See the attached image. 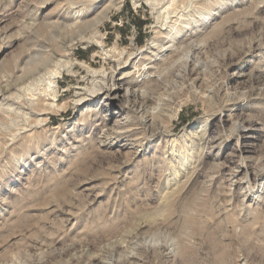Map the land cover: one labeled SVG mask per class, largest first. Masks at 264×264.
Returning a JSON list of instances; mask_svg holds the SVG:
<instances>
[{
    "label": "rangeland",
    "instance_id": "obj_1",
    "mask_svg": "<svg viewBox=\"0 0 264 264\" xmlns=\"http://www.w3.org/2000/svg\"><path fill=\"white\" fill-rule=\"evenodd\" d=\"M159 1L0 0V264H264V0Z\"/></svg>",
    "mask_w": 264,
    "mask_h": 264
},
{
    "label": "bare ground",
    "instance_id": "obj_2",
    "mask_svg": "<svg viewBox=\"0 0 264 264\" xmlns=\"http://www.w3.org/2000/svg\"><path fill=\"white\" fill-rule=\"evenodd\" d=\"M80 1V3H79ZM78 2L75 0H69L68 4L69 7H71L73 9V12L76 15H73V22L77 23L78 21L81 20L82 15H83V8H80V5H83L85 3H89L91 1L94 0H79ZM147 2L151 5L152 9L155 11L156 13V18L159 19L160 21V29L162 30H166L167 26V20H169V7L163 8L162 10L160 9V7H158L159 3L161 1L159 0H147ZM171 2V1H170ZM167 4V3H166ZM115 6V5H113ZM169 6V5H168ZM165 7V6H164ZM172 12V11H171ZM166 14V15H165ZM105 17V13H103V15L97 20H95V22H99L100 20H102ZM180 19V18H179ZM94 22V21H93ZM170 22V21H169ZM33 23V22H32ZM68 25H71L70 23H68ZM89 25V24H87ZM91 25V24H90ZM93 25V24H92ZM96 25V24H95ZM86 26V25H85ZM168 30L166 32H171V30L173 29V25H168ZM70 29H72L73 27H69ZM95 29V27H94ZM176 29V28H175ZM168 34V33H167ZM79 35L80 32H79ZM101 35V34H100ZM83 37V36H82ZM168 37V36H167ZM81 38V37H80ZM82 39V38H81ZM98 43H102L100 40H96ZM170 45L166 44V42L163 41H155V40H151L148 47H146L144 50H135L132 53H125L124 51H118L116 48L113 47L115 53L118 55V58L116 59L118 61L117 65L124 63L125 65L127 64L126 62L130 59V58H135L137 56H139V58H141L143 51L146 50V52H154V56L157 57L158 55H163L164 52L168 49H170ZM135 54V55H134ZM126 56V57H124ZM124 58L125 60H120ZM139 60V59H138ZM57 62V61H56ZM182 62L184 63V65L186 66L188 63L190 64V62L194 65L196 63V58H194L193 56V52L192 51H187L186 54H184V56L182 57ZM124 65V66H125ZM67 66L68 69H70V64H66L65 67ZM133 66L137 67L136 63H133ZM64 67V66H63ZM64 67V68H65ZM184 67V66H183ZM180 68V67H179ZM181 70V69H180ZM49 73V72H48ZM115 71L112 70L110 72H107L106 70H92L91 74L93 76V83H92V87H88L87 88V92L86 95L87 97H80L78 96V94L76 95L77 98L75 99L76 102H79L80 100H83L84 98H88L89 96H94L95 93L100 94V96L103 98L106 106L109 105L112 101H118L119 97H120V88H121V83L123 82L121 80L122 77H116L115 76ZM50 75L46 78L45 76H43L44 80H46V89L48 90V92L50 93V95L52 94L51 97H55V93H56V87H57V78L61 76V72L60 69H56L53 70L51 73H49ZM160 76V75H159ZM145 78V77H144ZM40 79V78H39ZM30 82V81H29ZM34 83V82H33ZM32 83V84H33ZM39 83V82H38ZM30 84V83H29ZM31 85V84H30ZM9 86V85H8ZM15 87V86H14ZM28 87V86H27ZM156 89V88H155ZM146 92L144 90H141L140 93L137 92L135 89H129L128 86H126L125 88V93H124V97L125 101L124 104L126 105L127 101L129 100V97H136L139 96L141 98H143ZM32 95V94H31ZM47 95V94H46ZM148 95V94H146ZM8 96V95H7ZM49 96V95H48ZM184 96V95H183ZM89 97V98H90ZM139 97V98H140ZM148 98H154L156 99V106L152 107V111L150 112V114H147L145 111H143L142 105L138 104L139 106H137V112H140L141 115L144 117V120L148 123L147 125L149 126V128H151L152 126V130L153 125H154V116L156 115L155 112H159L160 111H164V105H165V96L160 94H157L155 97L154 96H148ZM150 101V100H149ZM85 102V101H84ZM123 102V101H122ZM3 103V102H2ZM120 104V103H119ZM131 104V103H130ZM11 105V104H10ZM51 105V104H50ZM122 109H126V106L122 107ZM135 110V109H134ZM167 111V109L165 110ZM149 112V111H148ZM127 113V112H126ZM170 114V118L172 117H176L177 116V111H172ZM171 118V119H172ZM126 120V119H124ZM122 121V120H121ZM121 122L120 123V127L121 125H123ZM32 125V124H31ZM233 125V124H232ZM127 126V125H126ZM147 126V127H148ZM127 128V127H126ZM130 128V127H129ZM156 128V127H155ZM245 128V125L243 122H238L235 124L234 126V130L237 131L239 129H243ZM19 129V128H18ZM120 130V129H119ZM151 130V132H152ZM233 133V132H232ZM117 134V133H116ZM14 135V134H13ZM242 163V162H241ZM172 164V163H171ZM244 163H242L240 165L243 166ZM245 166V164H244ZM108 264V263H107Z\"/></svg>",
    "mask_w": 264,
    "mask_h": 264
}]
</instances>
